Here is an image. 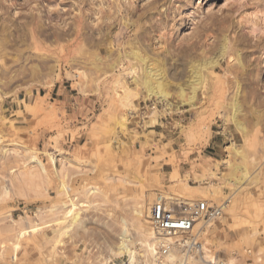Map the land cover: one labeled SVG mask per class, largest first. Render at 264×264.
Instances as JSON below:
<instances>
[{
  "label": "rangeland",
  "instance_id": "374dc122",
  "mask_svg": "<svg viewBox=\"0 0 264 264\" xmlns=\"http://www.w3.org/2000/svg\"><path fill=\"white\" fill-rule=\"evenodd\" d=\"M24 2L10 10L17 23L39 9ZM44 4L37 42L0 33V264H264V94L243 104L245 138L208 117L203 95L182 106L175 80L179 40L205 19L227 22L228 39L244 32L250 48L264 45V0H136L130 9L120 0L130 30L113 0ZM84 15L88 32L76 38ZM181 20L165 41L151 30ZM134 52L164 71L166 102L129 83L143 77ZM257 63L264 72V57ZM198 125L209 131L189 132ZM160 195L208 202L222 216L199 221L192 243L158 239L150 209ZM159 241L169 254L159 255Z\"/></svg>",
  "mask_w": 264,
  "mask_h": 264
},
{
  "label": "bare ground",
  "instance_id": "6f19581e",
  "mask_svg": "<svg viewBox=\"0 0 264 264\" xmlns=\"http://www.w3.org/2000/svg\"><path fill=\"white\" fill-rule=\"evenodd\" d=\"M12 1H14L13 5L11 3V4H8V7H6V6H4L6 4H4L2 2V0H0V21H1L0 22V33H2V37H3V34H5V35L7 34V38H8V36H11V37L15 36V37H17V39L28 38L31 40H36L38 36L44 35V33H47V29L45 30L43 28L44 26H42L44 23L42 25H40L42 23L41 20H43V16L41 17L37 13H40V12L43 13L44 12L45 13L44 18L45 17L48 18V16L50 14H48V16H47V12H50L51 10L46 11L48 9H47V7H45L44 3L45 2H51V0H24L25 2L23 5H25L26 8H27L28 4L35 3V2H38L36 6L39 5V9H36L33 6H30L29 11H28L30 13L26 12V13H23L22 16H18L19 18L20 17L23 18L24 23L23 22L19 23V21L17 23L14 20V18H12V16H10V13H11L10 10H12L13 7L17 6V0H12ZM61 1L63 2L66 0H61ZM113 1H115L117 4H118V2H120V0H113ZM129 1H130V6L127 5L128 6L127 9L129 7L132 8L133 5L136 3V0H129ZM4 2H5V0H4ZM1 3H2V5H1ZM65 5H68V4L66 3ZM21 6H22V4H21ZM113 6L116 7L114 3H113ZM121 6L123 7V5H121ZM122 7H120L118 4L117 14L119 15L118 17L121 18V20H118L117 22L120 24H121V21H122V23L124 21L123 10H127L126 8L123 9ZM125 7H126V5H125ZM183 8H184V6L182 7V9ZM22 9H24V7ZM26 10H28V9H26ZM81 12L82 11H80V13ZM83 12H84V10H83ZM80 13H79V15H80ZM83 14H86V12ZM115 14H116V11H114V15ZM179 14H180V11H179ZM40 15H42V14H40ZM9 16L17 24L16 27L14 26L13 30H11V28H13V25H12V27L7 26L8 25L7 23H9L7 21L11 20L9 18ZM85 16L87 17V15H84V16L77 17L76 19H74L75 18L74 17L71 20V21L75 20L74 22H76V24H78V28L76 27L77 29H75V30H77L76 33H75V31L73 32L74 34H76L75 35L76 38L83 36V34L85 32L83 30V29H85L84 27L86 26L85 25V21H86ZM18 17H16V18H18ZM224 21H226V20H224ZM124 23H125V21H124ZM221 23H223V22L221 21ZM226 23H223L221 26H217V25H215V24H217V22L214 23V20L212 22V19H211V21L209 19L208 20L205 19V22H202L199 26H197L196 29L192 32V34H189L190 36H188V38H186L185 40H182V41L179 40L180 43H178L179 45H177L178 46L177 52H178V58L179 59H178V63H177V69H176L177 74H176V78H175L176 83H177L176 87L178 89L177 98H178L180 104H182V106L189 105L190 108L193 109L194 107L197 106L195 104H196L197 100L199 99L200 95H203V100L206 102V104H209V106L211 108L214 107L210 111V114L208 117H210L213 121H216L217 119H223L225 123H228V124L230 123L233 126H235V128L239 131V133L243 137L246 138L249 133L247 131V128L245 127V125L241 121L240 117H241L242 112H243L242 111L243 110L242 109L243 104L244 105L246 103L248 104L251 100H259L262 98V96L264 94V84L261 83V77H264V72H263V69L257 63L258 60H260V59H262V57H264V45H262V46L259 45L256 49H254L253 48L254 46H252L254 51L248 52L249 49L250 50H253V49L250 48L251 44H250L249 39L245 35V33L244 32H242V33L238 32L236 34V33L232 32V33H234V35H231L232 38L228 39L225 36L226 27L223 26ZM5 25H6V27H5ZM67 25H69V24H67ZM71 25H73V22L71 23ZM124 25L127 28V30H130V28L132 26L131 23L130 24L125 23ZM184 25H185V20H181L180 22H177L175 24V27H171L170 29L167 26L160 28L161 26L151 25V30L159 31L158 41H165L169 37V35H171L173 33L174 29L180 30V29L184 28ZM73 27H75V26H72V28ZM214 27H216V28H214ZM86 28H89V27L87 26ZM69 29H70V31L73 30L70 27H69ZM229 29H228V31H229ZM64 30H66V29H64ZM68 30L66 31L67 33H69ZM85 30H87V29H85ZM213 31H215V33H216L215 39H214L215 41H213V43L218 41L217 43L219 45L213 44L211 41V40H213L212 38H214L213 37L214 36ZM87 32H85V33H87ZM137 32L138 31L134 30L133 36H135L136 39L137 38L140 39V35L137 34ZM92 33H94V32H92ZM246 33H248V32H246ZM62 34H64V33H62ZM70 34H72V33H70ZM5 35H4V37L6 38ZM92 35L95 36L94 34H92ZM45 36H46V34H45ZM71 36L72 35H70V37ZM11 37H10V39H11ZM15 37H12V38L14 39ZM72 38H74V40H75V37H72ZM15 40H16V38H15ZM36 42H37V40H36ZM257 43H259V42L257 41ZM256 46H257V44H256ZM256 54H258V55L256 56ZM130 56H132V59L136 60L137 63H139L140 66L142 67L143 77L140 79L139 78L133 79L129 83L131 85L135 84L138 87H141L147 93L148 99H150L152 97H156L161 102H166L170 95H169V93H167L164 90V87L167 86V83L169 82V81H167V78L164 77V71L158 72V71L150 68L148 63H147V60L145 58H142L136 52L132 53V55H129L128 58ZM253 57H254V59H253ZM129 66H131V65H129ZM130 69H132V68L130 67ZM126 83H128V82L126 81ZM187 89L191 90L190 91L191 95H188L186 93ZM187 96H190V97L187 98ZM179 110H181V109H179ZM183 114L184 113L181 112V116H184ZM194 114H196V113L194 112ZM199 116H197V117H199ZM202 116L203 115H201L200 117H202ZM225 130H227L226 127H225ZM206 131H209L208 127H204V126H200V125L195 126V127L194 126L190 127V129H189L190 133H192L194 135H198V136L203 134ZM254 138H256V137H254ZM253 140H255V139H253ZM246 141H245V144L248 142V141L247 142ZM248 143H250V142H248ZM232 150L235 152L236 149L232 148ZM235 153H237V152H235ZM230 210H231V208H230ZM150 211H151V209H150ZM119 249L122 251H128V248L126 247V244L124 242H122L120 244ZM153 251H155V249Z\"/></svg>",
  "mask_w": 264,
  "mask_h": 264
},
{
  "label": "built area",
  "instance_id": "2783aa9c",
  "mask_svg": "<svg viewBox=\"0 0 264 264\" xmlns=\"http://www.w3.org/2000/svg\"><path fill=\"white\" fill-rule=\"evenodd\" d=\"M222 208L208 202H188L182 199H167L159 196L151 207L152 229L158 239L190 236L192 243L194 227L199 221L207 223L221 218ZM195 243V242H194ZM187 244V242L185 243ZM171 244L158 242L159 255L169 254Z\"/></svg>",
  "mask_w": 264,
  "mask_h": 264
}]
</instances>
